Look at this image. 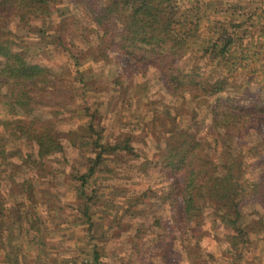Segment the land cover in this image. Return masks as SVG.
Instances as JSON below:
<instances>
[{"label":"trees","instance_id":"16d2710c","mask_svg":"<svg viewBox=\"0 0 264 264\" xmlns=\"http://www.w3.org/2000/svg\"><path fill=\"white\" fill-rule=\"evenodd\" d=\"M72 1L90 20V58L103 62L113 57L125 64L129 75L151 69L170 97L168 113L161 118L164 144L154 167L170 180L162 200L170 205L178 232L195 231L210 216L230 230L231 249L248 244L253 236L264 237V213L249 217L246 212L247 206L264 210V82L261 86L238 72L250 71L264 57V44H259L264 0H232L224 12L229 18L213 23L212 36L195 53L199 0ZM46 12L48 0H0V110L6 114L0 119V176L10 169L8 180L16 183L18 193L28 179L16 181L15 174L61 154L67 135L71 140L76 133H64L39 113L55 91L51 70L17 46V39L30 31L28 24ZM79 65L75 59L74 66ZM200 111L205 115L198 123ZM91 131L96 137L85 144L92 146L94 157L75 187V196L88 200L83 201L87 221L92 190L85 185L104 154L133 152L129 132L105 143L100 133ZM249 171H257L254 180L247 177Z\"/></svg>","mask_w":264,"mask_h":264},{"label":"rangeland","instance_id":"374dc122","mask_svg":"<svg viewBox=\"0 0 264 264\" xmlns=\"http://www.w3.org/2000/svg\"><path fill=\"white\" fill-rule=\"evenodd\" d=\"M231 1L199 0L200 34L194 53L212 36L213 23L229 18L224 12ZM48 6L50 12L28 24L30 31L17 39V46L51 70L55 91L45 99L49 106L39 113L64 133H76L71 140L67 135L61 154L45 158L41 167H22L15 174L16 181L28 179L22 184L23 193L8 180L10 169L2 172L0 264H264L263 236L231 249L230 230L210 216L195 231L178 232L170 205L162 200L170 180L154 167L164 144L161 118L168 113L170 98L158 74L150 69L129 75L125 64L113 57L93 60L89 17L72 0H48ZM75 59L81 65L75 67ZM206 66L209 71L210 64ZM255 67L258 70L252 72ZM238 72L262 86L264 57L253 62L250 71ZM169 113L175 112L170 108ZM204 115L200 111L196 121L200 123ZM4 118L0 110V119ZM90 121L101 142L129 132L133 152L104 154L105 160L85 185L92 190L87 221L83 201L88 200L76 197L75 187L94 157L92 146L85 144L96 137L88 128ZM256 174L249 171L247 177L254 180ZM246 208L249 217L258 216L256 211L264 213L254 206Z\"/></svg>","mask_w":264,"mask_h":264}]
</instances>
